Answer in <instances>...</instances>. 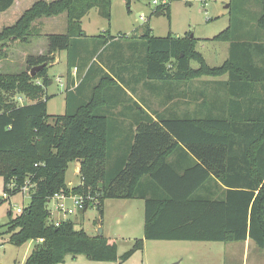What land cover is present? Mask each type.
I'll return each mask as SVG.
<instances>
[{
	"label": "trees",
	"instance_id": "16d2710c",
	"mask_svg": "<svg viewBox=\"0 0 264 264\" xmlns=\"http://www.w3.org/2000/svg\"><path fill=\"white\" fill-rule=\"evenodd\" d=\"M14 1L0 0V13ZM111 1L38 0L0 31V47L25 44L40 35L35 21L63 13L67 20L64 34L45 35L43 54L25 57V71L0 74V178L2 195L8 196H0V205L30 186L21 213L13 217L7 211L0 239L8 234L7 243L16 247L42 239L23 264H62L68 256L124 262L144 241H249L264 254V0H240L257 11H248L254 18L240 23L236 39L230 27L213 38L228 44V58L217 67L195 51L192 35L154 37L149 28L141 34L140 53L126 49L131 54L117 50L95 58L99 47L118 40L100 35L92 38L97 44L90 50L80 21L93 8L109 19ZM123 1L129 6L148 0ZM167 1L155 12L169 17L171 2L182 0ZM59 52L66 53V76L75 69L83 78L75 88L66 85L64 113L52 116L42 97L47 68ZM170 61L173 70L166 67ZM42 64L31 77V69ZM128 74L162 85L154 93H165V103L178 91L184 109L179 115L141 110L135 129L117 140L107 109L125 100L123 87L129 86L122 76ZM92 75L98 80L85 96ZM223 76L227 80H219ZM200 77L214 80L193 91L190 85ZM10 94L32 102H8ZM190 104L194 107L188 109ZM72 162L79 166L81 185L69 189L66 171ZM58 193L92 198L81 212L91 203L102 213L106 199L143 200V239L118 257L111 239L76 230L71 220L53 226L48 203Z\"/></svg>",
	"mask_w": 264,
	"mask_h": 264
},
{
	"label": "rangeland",
	"instance_id": "374dc122",
	"mask_svg": "<svg viewBox=\"0 0 264 264\" xmlns=\"http://www.w3.org/2000/svg\"><path fill=\"white\" fill-rule=\"evenodd\" d=\"M33 3L38 0H32ZM44 1V0H43ZM54 1V0H52ZM244 3V4H243ZM250 6V5H249ZM247 2L240 0H182L171 2L169 17L164 13L157 15L155 7L150 1H132L128 6L123 0H112L110 3L109 19H105L97 13L95 8L81 19L80 26L85 35L89 49L95 47L97 41L92 38L103 35L118 40L99 47L94 57L99 53L104 58L119 50L124 54L141 52L144 48L141 34L147 28L151 30L154 37H184L189 34L196 39L195 51L201 54L209 67L220 66L226 55L227 43L216 42L215 36L230 27L232 37L237 38L240 23L248 22L256 15V9L249 7ZM20 11V10H19ZM12 9L4 15H0V31L4 27L11 26L18 19L20 13ZM32 26L38 29L39 36L31 38L30 47L22 43L15 44L13 52L8 57L7 49L12 44L3 42L0 47V74H17L26 70L25 56L22 52L37 51L46 49L45 35L64 34L67 20L65 13L51 18H41L35 21ZM33 40V41H32ZM15 43V42H14ZM13 43V44H14ZM23 46V47H20ZM27 48V49H24ZM128 49L129 51H127ZM64 52L60 53L55 65L47 68V76L50 85L45 87V94L42 100L47 98V113L49 115H62L64 113L65 90L55 82L59 79L64 83L66 76V63ZM55 57V55H54ZM92 57V56H91ZM9 58L8 60H6ZM7 61V62H6ZM192 67L196 63L191 64ZM167 69L173 70V61L167 64ZM222 78V77H220ZM219 78V79H220ZM38 79V78H36ZM33 79V82L36 80ZM211 78L200 77L190 85L191 88H203L201 83L210 81ZM210 90L209 86H205ZM20 95L10 94L7 101L25 104L32 102L21 98ZM170 104V103H169ZM192 106V105H191ZM190 108V107H189ZM192 108V107H191ZM183 110V109H182ZM74 168H76L74 170ZM79 166L72 162L66 171L67 188L72 189L81 185L79 178ZM2 195V179L0 178V196ZM29 203L27 193H19L9 198L0 205V232L5 230L8 222L7 211L11 209L12 216H15V209H23ZM70 203H66L69 206ZM84 212H77L68 216V220L74 223L76 230H83L87 235L93 237L101 230L102 236L111 239L116 243L117 256H123L129 251L136 240L143 239V201L142 200H120L106 199L103 202L102 213L93 204ZM54 202L48 203V209L53 212ZM57 219L59 215L53 212ZM9 235L4 234L0 239V264H23L26 257L36 246V243L29 241L20 247L8 244ZM264 264V254L253 243H217V242H167V241H144L141 251H135L124 262H92L84 256L65 258L62 264Z\"/></svg>",
	"mask_w": 264,
	"mask_h": 264
},
{
	"label": "crops",
	"instance_id": "0c3cea01",
	"mask_svg": "<svg viewBox=\"0 0 264 264\" xmlns=\"http://www.w3.org/2000/svg\"><path fill=\"white\" fill-rule=\"evenodd\" d=\"M44 1L49 2L52 0H44ZM32 4H33L32 0H15L14 4L7 11L0 13V15L1 14L4 15V14L8 13L12 9H17L18 11L20 10L19 11L20 13L18 14V16H21V14L24 11H26L27 9H29V7ZM30 41L31 40H29L28 43L23 44V46L24 45L28 46L29 44H32V42H30ZM15 44H17V43L16 42L14 44L12 43V45L10 47H8V49H7V51H9L8 57H10L11 54L13 53V52H10L11 49H12V51H16V49H13V47L16 46ZM23 46H20V47H23ZM28 47H30V45ZM24 49H27V48H24ZM43 51H44V49L37 51L36 53H33V51L30 52L28 49L27 52H22L21 54L22 55L24 54L26 56L27 55H40V54L44 53ZM45 51H46V49H45ZM225 52H226V55H225L226 57H225L223 63L228 58V47L226 48ZM60 53H62V52L55 54V57H54L55 59L49 67L56 64L58 57L60 56ZM24 55H23V57H24ZM8 59L9 58H7L6 60H8ZM65 63H66V54H65ZM73 70L70 72V76H65L64 86L61 87L64 90H66L67 84L68 85L71 84V89L75 88L78 84H80L81 79L83 78V74L81 76H76V70H75V73ZM131 75L132 74L122 76V78L126 81V83L129 86V88L123 87V89L125 90V96H126L123 103L121 105L109 107V108H111L109 110L107 109L108 127L112 128V130H114V132L111 133V136H115L117 140L122 138V137L129 136V133H130L129 130L135 129L136 124L141 119V110L145 111L147 114H152V111H158V112H166L167 114L169 112H172V113L176 112V114L179 115L182 112V109H184L182 107L183 105H181L182 99H180V95H179L178 91H172L171 95L173 96V99L170 102V104L165 103L163 101V100H165L164 99L166 96L165 93L164 94L163 93H154V90L157 89V87L161 88L162 85H160L159 83H156V82L151 83V85H148L147 80L144 79L142 76H131ZM57 79H55V82H57L56 81ZM97 80H98V76H93V75L89 78V80H87L86 90L84 92L85 96L88 95V92H89L88 90L90 88H92L97 83ZM211 80H214V79H211ZM219 80L225 81V80H227V76H223ZM50 84H51V82L48 83V85H50ZM192 90L195 91V88H193ZM105 97H106V95H105ZM64 98H65V96L63 97V100H64ZM187 102H189V101L187 100ZM189 107H188V109H191V107H194V104L192 106L190 104ZM64 108H65V102H64ZM118 152L119 151L114 150L113 151L114 156L118 155L117 154ZM75 169L76 168H74V170ZM138 200H140V199H138ZM246 242H248V241H246Z\"/></svg>",
	"mask_w": 264,
	"mask_h": 264
},
{
	"label": "built area",
	"instance_id": "2783aa9c",
	"mask_svg": "<svg viewBox=\"0 0 264 264\" xmlns=\"http://www.w3.org/2000/svg\"><path fill=\"white\" fill-rule=\"evenodd\" d=\"M151 5H153L155 8L157 7H163L166 6L167 0H149ZM75 73V69L73 70ZM57 83L60 85V87L64 86V83L60 80H56ZM18 101H21V98H17ZM11 189V186H9ZM30 186L26 185L21 188V193H28ZM7 194H3L2 198H7ZM93 199L89 196L83 197L81 195H72V194H64V193H58L55 194L50 202H54V208L53 212L57 213L59 217L55 219L53 217V212H50V216L48 218V223L52 224L53 226L57 227L59 224L64 221L68 220V216L74 215L77 212H81L85 208H87L88 205H85L86 201H92ZM70 203L69 206H66V203ZM91 203H89V206ZM94 205V204H93ZM22 209L16 208L15 214H20ZM42 239L36 240V243H41Z\"/></svg>",
	"mask_w": 264,
	"mask_h": 264
},
{
	"label": "water",
	"instance_id": "95a60500",
	"mask_svg": "<svg viewBox=\"0 0 264 264\" xmlns=\"http://www.w3.org/2000/svg\"><path fill=\"white\" fill-rule=\"evenodd\" d=\"M160 13H157V15H159ZM45 67V64H42V65H39V66H35L31 69L30 71V76L33 77L38 71H40L42 68ZM98 235L101 236L102 233H101V230L99 229L98 230ZM175 264V263H174Z\"/></svg>",
	"mask_w": 264,
	"mask_h": 264
}]
</instances>
